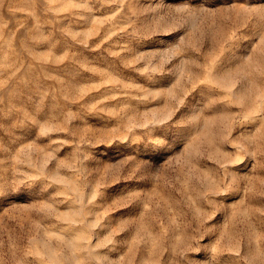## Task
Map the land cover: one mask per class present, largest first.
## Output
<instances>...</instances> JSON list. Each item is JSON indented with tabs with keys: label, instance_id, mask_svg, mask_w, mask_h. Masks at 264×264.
Masks as SVG:
<instances>
[{
	"label": "rangeland",
	"instance_id": "374dc122",
	"mask_svg": "<svg viewBox=\"0 0 264 264\" xmlns=\"http://www.w3.org/2000/svg\"><path fill=\"white\" fill-rule=\"evenodd\" d=\"M0 264H264V0H0Z\"/></svg>",
	"mask_w": 264,
	"mask_h": 264
}]
</instances>
